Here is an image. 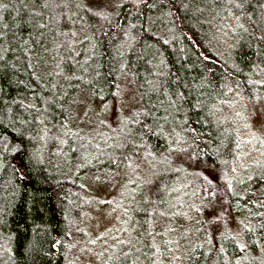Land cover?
I'll return each mask as SVG.
<instances>
[{
  "label": "trees",
  "instance_id": "1",
  "mask_svg": "<svg viewBox=\"0 0 264 264\" xmlns=\"http://www.w3.org/2000/svg\"><path fill=\"white\" fill-rule=\"evenodd\" d=\"M233 26L223 47L218 34ZM121 80L134 99L126 125L110 128L113 157L70 143L76 100L111 103ZM262 92L264 0H0V264L92 257L99 237L84 219L101 203L78 162L59 160L62 138L74 153L97 152L84 173L137 155L150 167L133 205L144 254L114 264H163L157 236L181 185L202 230L178 245V264H264V206L251 199L264 168L234 180L245 146L235 100Z\"/></svg>",
  "mask_w": 264,
  "mask_h": 264
},
{
  "label": "rangeland",
  "instance_id": "2",
  "mask_svg": "<svg viewBox=\"0 0 264 264\" xmlns=\"http://www.w3.org/2000/svg\"><path fill=\"white\" fill-rule=\"evenodd\" d=\"M110 1L114 3L116 0ZM236 31V26H233L229 32H220L219 43L223 47L233 44ZM133 99L134 89L124 80H121L111 103L102 102L95 95L82 94L73 106L72 122L74 123L69 124V134L72 136L70 143L85 147L89 143L99 144L102 148L97 150L98 154L102 157H113L114 151L108 147L110 128L113 131L124 127ZM235 101H238L235 113L238 114V120L241 122L243 145H245L239 148L238 161L235 165L234 180H240L249 164L264 168V92L254 103L243 98ZM65 140V138L61 139V148L57 153L63 163L74 159L83 170L88 168L98 155L97 152L93 153L86 148L77 153H74L72 147L67 150L64 148ZM82 170L83 176L79 177L80 180L83 179L84 185L87 186L86 190L95 194L97 202L101 203V206H89L88 214L84 219L87 230L99 237L96 243L88 248L92 257H88L89 261L86 263L114 264V258L124 252H130L131 255L138 257L143 253L140 250L143 249L144 243L135 230L136 227L139 231L141 220L139 221V217L134 215L133 205L137 203L145 176L150 172L149 165L137 155L128 165L120 169L102 168L85 173ZM170 192L172 194L166 205L170 217L162 222L156 244L161 258L165 256L162 259L163 264H178L176 248L178 245L197 244L196 233L198 228L201 231L202 227L199 221L198 224L195 223V214L192 211L194 204L186 189L181 185L172 187ZM251 199L255 204L264 206V184H260L251 192ZM200 223L203 224L202 221ZM222 224L223 221L219 220L215 227ZM230 225L234 227L231 221ZM139 261L134 260L133 264H140ZM80 263L83 264L82 260Z\"/></svg>",
  "mask_w": 264,
  "mask_h": 264
}]
</instances>
